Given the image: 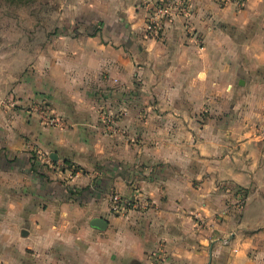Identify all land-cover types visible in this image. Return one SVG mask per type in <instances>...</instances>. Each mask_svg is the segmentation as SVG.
Listing matches in <instances>:
<instances>
[{
  "label": "crops",
  "instance_id": "1",
  "mask_svg": "<svg viewBox=\"0 0 264 264\" xmlns=\"http://www.w3.org/2000/svg\"><path fill=\"white\" fill-rule=\"evenodd\" d=\"M95 1L10 95L122 118L67 130L0 109V264H264V0H190L159 31L149 0ZM115 193L140 206L114 213Z\"/></svg>",
  "mask_w": 264,
  "mask_h": 264
},
{
  "label": "rangeland",
  "instance_id": "2",
  "mask_svg": "<svg viewBox=\"0 0 264 264\" xmlns=\"http://www.w3.org/2000/svg\"><path fill=\"white\" fill-rule=\"evenodd\" d=\"M91 1L92 4H97L95 0H0V109L5 110L6 105L10 106V102L19 100L23 104L18 105L13 110H33L34 104H39L42 108L49 107L53 114L61 117L62 124L50 126L45 124L41 118L40 122L52 128H66L67 130L73 127L75 123H94L101 124L102 127L116 126L122 116L120 112L106 110L97 106V116L81 117V121L74 120L70 114L72 109L68 107V102H54L44 93H39L36 98L24 100L23 98H15L11 96L10 84L14 83L21 77L26 76L25 68L33 66L37 63L38 56L44 53H37L38 47L44 46L50 35L57 34V30H77L78 24H85V16L93 13L95 5H89L86 8V3ZM79 14L81 19L77 23H71L76 15ZM97 14V13H95ZM95 26L86 24L84 28L95 30ZM27 103V104H25ZM84 103V102H82ZM7 108V107H6ZM8 109V108H7ZM9 110V109H8ZM38 113V112H37ZM39 115V113H38ZM4 123L6 120H3ZM2 121V122H3ZM1 123V120H0ZM3 124H0V127ZM5 136L0 133V157H7V148L4 147ZM20 152L17 156L23 158L25 153ZM65 157L64 150H58ZM45 153V154H44ZM39 153L33 151V158L37 159ZM45 163L48 165L53 162V158L48 152H44ZM61 155V154H60ZM50 162V163H49ZM64 168H71L73 171L83 170L82 166L72 164L70 161L61 163ZM5 167V164H2Z\"/></svg>",
  "mask_w": 264,
  "mask_h": 264
},
{
  "label": "built area",
  "instance_id": "3",
  "mask_svg": "<svg viewBox=\"0 0 264 264\" xmlns=\"http://www.w3.org/2000/svg\"><path fill=\"white\" fill-rule=\"evenodd\" d=\"M217 4L237 5L243 6L247 0H209ZM149 22L147 28L149 31H159L164 27L166 20L171 19L178 15H189L190 13V0H149ZM23 103L19 100L10 102L11 108H16ZM33 109L39 113V117L42 121L50 126H56L62 124L60 116L53 114L49 107H41L39 104H34ZM78 172V171H77ZM112 211L116 214H127L131 210L140 206V195L136 194L133 197H126L120 193H115L111 197Z\"/></svg>",
  "mask_w": 264,
  "mask_h": 264
},
{
  "label": "water",
  "instance_id": "4",
  "mask_svg": "<svg viewBox=\"0 0 264 264\" xmlns=\"http://www.w3.org/2000/svg\"><path fill=\"white\" fill-rule=\"evenodd\" d=\"M52 158L53 159H58V156H56L55 154H52ZM92 226L99 228V229H106L108 226V221L104 218L101 217H97L94 218L91 222Z\"/></svg>",
  "mask_w": 264,
  "mask_h": 264
}]
</instances>
